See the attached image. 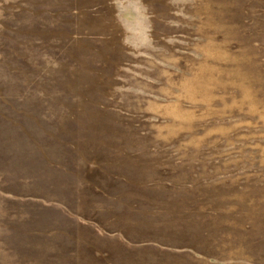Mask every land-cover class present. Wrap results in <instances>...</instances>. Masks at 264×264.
Here are the masks:
<instances>
[{
  "label": "rangeland",
  "instance_id": "rangeland-1",
  "mask_svg": "<svg viewBox=\"0 0 264 264\" xmlns=\"http://www.w3.org/2000/svg\"><path fill=\"white\" fill-rule=\"evenodd\" d=\"M108 139L186 197L159 221L191 252L127 264H264V0H0V264H115L75 216Z\"/></svg>",
  "mask_w": 264,
  "mask_h": 264
},
{
  "label": "crops",
  "instance_id": "crops-1",
  "mask_svg": "<svg viewBox=\"0 0 264 264\" xmlns=\"http://www.w3.org/2000/svg\"><path fill=\"white\" fill-rule=\"evenodd\" d=\"M115 5L120 19H128L125 22L130 24L132 33H140L141 12L135 4L124 5L115 2ZM126 13L132 14V17L125 18ZM74 113H77V110ZM37 120L43 123L50 121L45 117ZM105 143L102 146L104 149L97 151V161L93 162L90 159L84 161L81 168L80 162L77 161V169L98 171L100 174L97 179L92 180L90 186L85 183L86 189L91 188L90 191L86 190L85 194L102 196V199L96 204V198L93 197L92 208L87 216L80 213L78 206L75 211L76 223L90 228L93 244L101 249L98 251L102 255L106 254L114 258L115 264L129 263L131 258L139 257L138 252L147 245L159 246L164 250L191 252L189 247L165 246V236L179 235L181 232L179 230L172 232L171 226L173 228L178 226H173L171 222L165 224L159 220L169 218L170 215L166 212L172 211L173 204L178 205L182 198L186 201V197L179 196L178 192L173 195L174 189H178V181L174 183L172 178L168 180L165 177L162 162H158L159 166L155 167L152 165L141 167V162L144 160L152 158L160 160L162 157L136 155L131 149L117 150V146H131L125 141L122 142L125 145L115 144L114 139L105 140ZM92 146L98 145L92 144ZM58 203L63 213H69L71 216L74 214L72 209L62 202L58 201ZM113 249L116 250L115 255H112Z\"/></svg>",
  "mask_w": 264,
  "mask_h": 264
}]
</instances>
